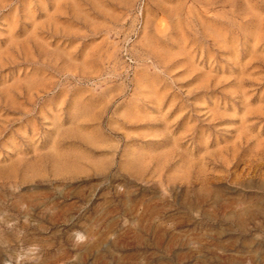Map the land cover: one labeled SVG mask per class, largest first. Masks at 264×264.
I'll use <instances>...</instances> for the list:
<instances>
[{
    "label": "rangeland",
    "instance_id": "374dc122",
    "mask_svg": "<svg viewBox=\"0 0 264 264\" xmlns=\"http://www.w3.org/2000/svg\"><path fill=\"white\" fill-rule=\"evenodd\" d=\"M0 264H264V0H0Z\"/></svg>",
    "mask_w": 264,
    "mask_h": 264
},
{
    "label": "clouds",
    "instance_id": "9594fccd",
    "mask_svg": "<svg viewBox=\"0 0 264 264\" xmlns=\"http://www.w3.org/2000/svg\"><path fill=\"white\" fill-rule=\"evenodd\" d=\"M78 239H79V237H78Z\"/></svg>",
    "mask_w": 264,
    "mask_h": 264
}]
</instances>
